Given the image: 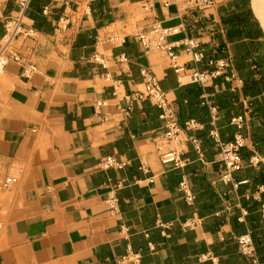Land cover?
Returning a JSON list of instances; mask_svg holds the SVG:
<instances>
[{
  "label": "crops",
  "instance_id": "crops-1",
  "mask_svg": "<svg viewBox=\"0 0 264 264\" xmlns=\"http://www.w3.org/2000/svg\"><path fill=\"white\" fill-rule=\"evenodd\" d=\"M147 1L149 11L144 9ZM237 3L215 0L213 9L200 11L184 0H98L89 6L83 0H32L24 25L33 33L11 46L22 63L9 61L0 74V264H117L129 252L140 255L139 264H248L236 243L249 230L251 213L243 203L257 204L258 242L253 241L264 264V182L252 183L264 172V83H259L257 95L244 96L238 75L201 88L177 71L192 66L182 45L186 38L199 42L206 61L222 58L234 70L221 14L234 15ZM15 11L11 0H0V40L4 20ZM62 17L69 25L58 30ZM154 22L178 28L166 39L170 45L179 42L173 48L175 59L166 52L145 53L133 37ZM114 35L124 37V43H110L108 37ZM221 41L225 51L219 50ZM94 54L103 65L93 61ZM120 55L126 62H120ZM262 55L264 60V51ZM26 65L36 71L23 74ZM142 70L157 78L176 113L181 102L206 108L207 124L186 131L188 138L198 139L200 151L188 143L182 168L159 162L160 152L172 146L164 139L156 107L137 102L127 117L122 114L128 107L125 97L142 90ZM260 74L264 76L260 70L245 80L259 81ZM187 88L199 90V95L183 99ZM224 97L228 106L217 105L218 118L212 123L206 102L219 104ZM100 100L106 102V121L94 111ZM239 115L244 116L245 146L242 166L232 178L247 183L234 188L221 181L219 150L209 132L215 127L222 141L230 140L236 133L230 120ZM254 153L263 157L256 167L248 165ZM106 157L127 165L106 169L101 165ZM6 178L15 182L3 188ZM182 179L194 196L191 204L178 190ZM234 215L244 229L238 235L230 224ZM196 218L200 223L194 230L182 229L183 222ZM158 222L172 226L162 231ZM216 222L222 225L214 231ZM191 242L197 245L194 254ZM174 245L184 246L178 263Z\"/></svg>",
  "mask_w": 264,
  "mask_h": 264
},
{
  "label": "built area",
  "instance_id": "built-area-1",
  "mask_svg": "<svg viewBox=\"0 0 264 264\" xmlns=\"http://www.w3.org/2000/svg\"><path fill=\"white\" fill-rule=\"evenodd\" d=\"M15 7V15L6 18L3 22V36L0 40V74L4 71L9 61L16 63H22V59L19 54L12 51V43L23 37L30 36L33 32L27 29L24 25V20L26 14L29 10L32 0H11ZM98 0H83V2L89 6L91 3ZM184 3L190 8L200 11L211 10L215 6V0H184ZM149 1L146 2L144 6L145 10H150ZM46 13V9L42 10ZM57 29H65L69 25V19L62 17L57 23ZM178 33V28H164L159 23L154 22L148 31H137L133 34V37L138 42L140 47L145 53L149 52H166L171 59H175V54L173 52L174 47L179 46V42L170 45L166 43L167 37L175 35ZM124 37L121 36H110L108 41L110 43L120 45L124 43ZM181 45V44H180ZM182 45L184 46V52L189 57V62L191 63L190 69H185L183 67L177 68V71L186 73L188 77L189 84L199 86L201 88L205 87L209 82L215 80L218 77L225 76L227 81L236 80L237 76L231 67V64L224 60H207L205 59L204 52L200 48L199 42L194 38H186L183 40ZM94 62L99 65H103L102 58L94 54L92 56ZM120 62H126L124 55L119 56ZM204 69H201V67ZM36 71V68L32 65L24 66L23 74L29 75ZM141 76L143 78L142 90L136 91L125 99L128 102V107L122 110V114L127 117L132 111V104L137 102L148 101L154 107L159 110L158 118L164 124V139L171 148L165 149L159 154V162L161 165H172L175 168H182L185 164V160L182 159L183 151L188 143H190L194 149L199 152L200 145L197 138H188L186 136V131L195 130L200 127V124L194 119H189L184 122L183 126L179 124L177 113L174 111L173 107L168 104L165 99V94L162 91L159 81L148 71L142 70ZM106 106L105 101H97L94 104V111L97 116H100L103 121L108 120V117L102 114V109ZM208 108L210 119L212 123H215L218 118V108L209 102H206ZM230 123L235 127L236 133L233 135L232 139L229 141H222L217 128H212L209 132L210 138L216 144L219 150V162L221 164V181L224 184L231 183L234 188H237L239 184H246L247 181H242L240 183H235L233 181V173L239 170L242 166L241 150L245 146V139L240 133L244 124V116L239 115L232 117ZM263 162V157L254 153L248 159V165L256 167ZM101 165L108 168L122 169L127 165L126 161L118 160L114 157H106ZM15 179L6 178L2 184L3 188H7L10 184L14 183ZM178 190L183 194L184 201L187 204H191L194 201V196L190 191V188L186 180L182 179L179 182ZM263 187H259L258 192H262ZM109 202L111 205L115 202L114 194L112 193L109 197ZM260 214L264 219V202L260 205ZM200 223V219H190L182 224V229L184 231L194 230ZM171 224H164L158 222V228L162 231H167L170 229ZM3 228V224L0 222V231ZM236 243L239 252L245 256L248 260V264H261L260 258L256 252L253 238L251 232L248 230L244 234L236 238ZM149 249L153 250V245L148 244ZM140 255L137 253L129 252L124 257L120 258L117 264H139Z\"/></svg>",
  "mask_w": 264,
  "mask_h": 264
},
{
  "label": "trees",
  "instance_id": "trees-1",
  "mask_svg": "<svg viewBox=\"0 0 264 264\" xmlns=\"http://www.w3.org/2000/svg\"><path fill=\"white\" fill-rule=\"evenodd\" d=\"M237 12L230 16L229 18H224L221 14V23L224 28V39L227 44L231 46V51L234 59V72L236 75L240 77L242 81H244L243 87V95L244 96H255L259 92V83H264V76L260 74L259 81H251L250 84L246 82L245 79H248L254 75V72L262 70L264 72V60H263V51L264 44H261L259 40L264 39V34L259 26L257 19L254 17L251 7L250 0H238L237 5L235 6ZM32 17L34 20V16ZM221 39L220 35L217 36ZM219 50L225 51L226 46L225 43L221 41L219 44ZM222 58L210 57L208 60H218ZM253 66V70H250L249 67ZM225 78V76H221V78ZM216 78L215 80L219 79ZM223 78V79H224ZM264 89V85L262 87ZM186 94L182 96L183 99H188L197 97L199 95V90L187 88L185 89ZM224 97L223 101H219V104H214L217 108L227 107V99ZM186 103V102H185ZM147 106V104H144ZM218 105V106H217ZM208 109V108H207ZM206 108H196L192 104H188L187 106L182 105V102L179 104V110L177 112V117L179 124L183 126L184 122L189 119H194L198 123L207 124L208 116H207ZM241 133V131H240ZM232 138H230L231 140ZM229 141V140H228ZM226 142V141H224ZM264 182V172L259 171L252 180L253 185ZM243 207H247L250 211V218L247 220V225L249 227V231L251 232V236L254 240H257L255 233L256 229L259 225V214L257 212V204L252 203L250 206H246V203L242 204ZM199 214H201L199 212ZM230 224L234 234H241L243 232V226L241 223H238L235 219V215L230 218ZM222 225V222H216L213 224L214 231L218 229V227ZM238 237V236H237ZM192 241V240H191ZM258 242V240H257ZM256 242V243H257ZM191 253L194 254L196 252L195 247L197 246L193 242H191ZM184 246L174 245L172 247V251L174 253L173 260L177 263L181 261L183 258V252L181 249ZM233 249V246H231ZM181 251V253H179ZM232 251L233 250H228ZM235 259V253H234ZM241 259V258H240Z\"/></svg>",
  "mask_w": 264,
  "mask_h": 264
},
{
  "label": "bare ground",
  "instance_id": "bare-ground-1",
  "mask_svg": "<svg viewBox=\"0 0 264 264\" xmlns=\"http://www.w3.org/2000/svg\"><path fill=\"white\" fill-rule=\"evenodd\" d=\"M252 6L264 31V0H253Z\"/></svg>",
  "mask_w": 264,
  "mask_h": 264
}]
</instances>
